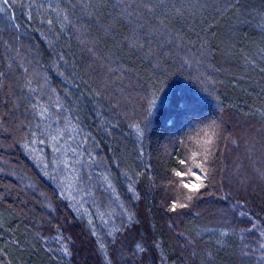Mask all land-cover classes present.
<instances>
[{"label": "trees", "instance_id": "obj_1", "mask_svg": "<svg viewBox=\"0 0 264 264\" xmlns=\"http://www.w3.org/2000/svg\"><path fill=\"white\" fill-rule=\"evenodd\" d=\"M28 3L29 0H17L10 13L0 14V35L5 39L18 37L21 44L48 64L54 53L44 39L45 35L50 37L48 26L40 22L48 17L38 15L37 9L32 8L29 20ZM185 3L188 10L183 16L173 15L171 6L165 13L170 27L183 38L179 46L176 41L169 44V37L157 34L145 38L143 50L130 51L123 47V37L130 35V26L123 20L108 35L94 29L101 38V50L113 54L112 66L126 65L118 87L124 89L130 102L122 100L118 111L104 102L101 113L112 122L111 130L106 132L90 98L84 95L77 99L80 92L87 91L83 82L77 81L79 90L72 88L73 96L68 102L80 108L83 131L90 134L85 147L94 150L102 161L91 170L89 188L94 195L86 198L79 212L70 199L56 194L60 191L56 182L43 175L36 155L23 146L21 137L26 133L15 121L26 117L35 123L38 117L25 112L23 103L11 113L0 131V264H108V260L111 264H257L255 256L241 254L244 245L258 237L253 232L241 240L240 231L251 225L247 217L237 213L250 211L264 223V181L255 171L264 169V27L258 26L264 17V0H239L238 7L225 14L216 11L223 7V0ZM102 22H108L107 16ZM14 24L20 28L15 29ZM70 37L71 33L62 35L57 50H63L80 69L70 64L61 70L77 71L88 79L82 69L92 58ZM114 39L121 45L117 46ZM205 41L206 58L191 67L182 66L183 58L196 59L200 44ZM149 47L156 58H148ZM157 63L159 68L155 67ZM93 68L96 73L105 71L97 63ZM49 82L62 95H66L63 89L71 87L52 68ZM158 82L163 88L157 93L156 107L149 117L147 100ZM8 83L9 91L20 95L19 80L9 77ZM10 108L11 98L6 91L0 112H9ZM212 121L221 123L237 139L238 146L229 144L217 164L210 162L218 169V175L214 186L201 199L189 209L170 212L171 201L183 199L188 192L183 188L174 191L176 186L169 185L170 180L181 179L174 176V170L187 173L191 168L199 172L196 164L201 157H194L193 153L199 152L200 147L192 138ZM135 123L140 124L142 135L133 126ZM43 150L50 155V148ZM181 159L184 164L179 163ZM105 170L114 192L100 176ZM125 172L129 175L125 176ZM182 179L195 181L196 177L185 175ZM132 181L138 199L128 190ZM29 184L35 187H27ZM237 202L242 207L233 209ZM48 203H52L54 212ZM109 210H114V215L106 225L98 212ZM128 214L134 215L131 224ZM89 220L93 221L100 242L106 245V252L100 249L97 236L92 235ZM111 225L123 227L115 244L107 235ZM224 229L230 230L229 235L221 236ZM180 233L190 237L200 233L197 246L188 247ZM58 235L69 243L70 257L61 258L57 251ZM39 236L48 237L46 243ZM138 243L146 250L133 255ZM193 251L197 255L193 256ZM207 252L212 256H207Z\"/></svg>", "mask_w": 264, "mask_h": 264}, {"label": "snow or ice", "instance_id": "obj_2", "mask_svg": "<svg viewBox=\"0 0 264 264\" xmlns=\"http://www.w3.org/2000/svg\"><path fill=\"white\" fill-rule=\"evenodd\" d=\"M16 2L17 0H0V14L10 13ZM177 3H179V7L176 6ZM238 5L239 0H223V7H217L216 11L225 14L227 11L237 8ZM169 6H171V12L175 16H183L188 10L185 0H29V20L32 19V8L37 9L38 15L46 14L48 17L46 20L41 19L40 21L48 26L50 37L45 35L44 39L49 49L53 50L54 53L53 59L48 64L42 62L36 54L21 44L18 37L13 36L5 39L0 35V103L4 102L6 91L11 98L9 112H0V131L4 130L5 124L11 118V113L19 110L22 103L26 105L25 112L38 117V121L35 123L30 122L26 117L18 118L15 121L18 128L26 133L21 137L23 146L36 155L43 175L56 182V187L60 189L56 194L64 199H70L78 212L79 206L85 202L86 198L94 195L89 188V182L93 178L91 170L98 168L102 161L96 158L94 150L89 151L85 147L90 134H85L83 131L80 108L74 104L70 105L68 102L69 98L73 96L72 88L79 90L80 83L77 81L83 82L87 91L80 92L77 99L84 95L90 98L95 105L97 115L101 117V126L106 132L111 130L112 122L101 113L104 102L107 101L117 111L122 100L130 102V98L124 95V89L118 87V83L124 78L126 65L112 66L113 54L101 50V38L94 34V29L95 32L103 31L105 35H108L116 27V23L123 20L130 26V35L123 37V47H127L130 51L143 50L145 38L155 37L157 34L169 37V44L176 41L177 46H179L183 38L170 27V18L165 14L169 11ZM105 16L108 18L107 23L102 22L105 21ZM11 18L14 19V16ZM258 26L264 27V17L261 18ZM13 27L19 29L20 25L14 24ZM69 33H71L70 38L82 46L81 51H86L92 58V62L82 69L88 79L79 76L77 71L68 73L61 70L70 64L74 69H80V65L76 64L75 60L69 61L63 50H57L61 36H67ZM114 43L117 46L121 45V41H115V39ZM206 43L205 41L200 44L201 51L195 60L191 57L183 58L182 66L191 67L193 63L202 62L208 54L205 47ZM143 54L141 52V55ZM147 55L148 58H156V53L151 47L147 49ZM116 59L118 60L119 57L116 56ZM252 62L255 63V61ZM94 63H97L105 71L96 73L93 68ZM155 67L159 68L160 64L157 63ZM50 68L55 69L57 75L71 86L63 89L66 95H62L61 90L50 84ZM127 71L133 70L127 69ZM9 77H15L19 80L17 89L20 95H16L15 91H9ZM93 82L95 86H93ZM154 88L155 91L149 93L151 99L147 100L149 117L156 107L157 93L163 88L162 82H158ZM141 99H145V97H141ZM133 126L142 135L140 124L135 123ZM192 139L200 147L199 152L193 153L194 157L197 155L201 157L196 164L199 172H193L191 168L188 169L187 173L174 170V176L181 179L179 181L172 179L169 181V185L176 186L174 191L183 188L188 189V192L183 199L171 201L168 207L170 212L189 209L195 201L201 199L205 192L214 186L213 182L218 175V169L210 166V162L217 164L229 144L238 146L237 139L227 133L222 124L217 121H212L200 129ZM45 147L51 149L50 155L44 152ZM179 163L184 164L185 161L181 159ZM255 171L258 178L264 181V169H256ZM124 175L128 176L129 174L125 172ZM185 175L195 176L196 180L185 182L182 179ZM100 176L105 186L114 192L115 187L106 170L102 171ZM242 183L244 182L242 181ZM134 184L135 181H132L128 190L138 199L139 194L136 192ZM27 187L34 188L35 185L29 184ZM202 189L204 191H201ZM238 205L240 202L232 205L233 209H237ZM240 206L242 207V205ZM47 207L51 211H55L52 203H48ZM119 207L124 208L122 204ZM124 212L127 213V209H124ZM237 214L240 217H247L251 225L249 228L240 231L241 240L246 234L253 232L258 237L257 240L245 244L241 254L255 256L257 264H264V223L250 211H238ZM98 215L101 221L108 225L112 215H114V210L98 212ZM106 215L109 216L107 220L104 219ZM127 219L128 223L131 224L134 221V215L128 214ZM89 226L92 235L97 236L92 220H89ZM122 231V226L111 225V230L107 233L111 237V243H116L117 234ZM229 231V229L222 230L221 236L229 235ZM180 235L184 237V242L188 247L194 249L197 246L200 233H196L194 237L184 233H180ZM39 239L46 243L48 237L39 236ZM55 239L60 244L57 251L61 254V258L70 257L72 252L65 237L58 235ZM97 239L100 249L106 252V245L100 242L98 236ZM252 243L256 246L252 247ZM156 246L159 247L158 244ZM135 249L133 255L146 250L139 243L135 245ZM48 251L51 252L52 249L49 248ZM192 255L195 256L197 253L193 251ZM206 255L211 257L212 253L207 252ZM164 259L166 260V257ZM108 264H111L110 260H108Z\"/></svg>", "mask_w": 264, "mask_h": 264}, {"label": "rangeland", "instance_id": "obj_3", "mask_svg": "<svg viewBox=\"0 0 264 264\" xmlns=\"http://www.w3.org/2000/svg\"><path fill=\"white\" fill-rule=\"evenodd\" d=\"M247 13H249V12H247ZM247 13H245L246 15H247ZM250 14V13H249ZM247 17H249V16H247ZM255 18V17H254ZM240 21V20H239ZM253 21V20H252ZM248 23H249V25L251 24V22H249L248 21ZM260 29H262V27H260ZM86 201V200H85Z\"/></svg>", "mask_w": 264, "mask_h": 264}]
</instances>
